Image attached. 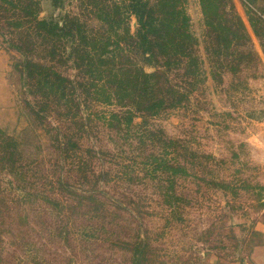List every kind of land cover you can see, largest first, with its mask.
<instances>
[{"label":"rangeland","instance_id":"obj_1","mask_svg":"<svg viewBox=\"0 0 264 264\" xmlns=\"http://www.w3.org/2000/svg\"><path fill=\"white\" fill-rule=\"evenodd\" d=\"M146 1L143 46L126 0H0V264H252L264 245V0ZM31 9L81 23L92 63L42 44ZM29 44L49 84L21 72Z\"/></svg>","mask_w":264,"mask_h":264},{"label":"trees","instance_id":"obj_2","mask_svg":"<svg viewBox=\"0 0 264 264\" xmlns=\"http://www.w3.org/2000/svg\"><path fill=\"white\" fill-rule=\"evenodd\" d=\"M31 2V1H30ZM35 3V2H34ZM31 2V4H34ZM125 8L129 13H133L136 15L138 20V29L136 34V43H141L143 46L145 45H152L153 44V34L155 33L156 29L159 27L157 24L160 25L162 23V19L158 20L151 14L149 15L151 8L149 6V2L146 0H126ZM28 11V9H26ZM33 10H29L28 14L32 15L29 19L30 22H36L37 23V32L35 33L36 36L41 37L42 44L52 43V45H55L56 43H61L62 38H67V41L72 42V46L70 49H63V52L67 55V59H75V57L82 61L83 63H86V65L89 66V64L92 63V59L94 57V52H92V49L87 45L86 42V36L79 33V37L74 35V28L77 27L78 29H81L82 24L78 21L70 22V24L65 23L61 24L54 20H47V19H39L36 17V12H33ZM16 27H20V23L15 24ZM157 32V31H156ZM28 36L32 37L34 36L32 33H28ZM128 35H130L128 33ZM132 36V35H131ZM189 39L190 34L188 32H185L183 39ZM21 42L25 41L27 42V39L24 40V38L20 37ZM80 46H77L79 45ZM188 43V41H187ZM101 45V44H100ZM15 47H19V45H14ZM27 46H31L30 44ZM188 47V45H185V48ZM25 48V47H24ZM33 46L29 48H25V51L22 52V54L25 56V59L22 64H20L21 72L23 74H28L29 79H36V81L42 86L45 84H49L48 79H43L44 73L42 72V68L40 67V64L35 62L33 59L29 58L28 54H32ZM57 48H52L53 54H57ZM186 53H184L185 55ZM193 59V58H192ZM82 63V64H83ZM142 75L147 78V82L150 80V77L153 76L152 74H148L143 72ZM0 131L2 133L6 132L0 128Z\"/></svg>","mask_w":264,"mask_h":264},{"label":"crops","instance_id":"obj_3","mask_svg":"<svg viewBox=\"0 0 264 264\" xmlns=\"http://www.w3.org/2000/svg\"><path fill=\"white\" fill-rule=\"evenodd\" d=\"M14 104V97L7 81L6 67L0 54V115L4 110L8 109ZM0 128L9 134L6 126L0 122ZM252 264H264V245L259 246L255 253L252 255Z\"/></svg>","mask_w":264,"mask_h":264}]
</instances>
